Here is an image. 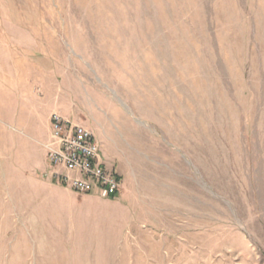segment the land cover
Returning <instances> with one entry per match:
<instances>
[{
  "label": "rangeland",
  "instance_id": "1",
  "mask_svg": "<svg viewBox=\"0 0 264 264\" xmlns=\"http://www.w3.org/2000/svg\"><path fill=\"white\" fill-rule=\"evenodd\" d=\"M58 85L117 196L52 177ZM0 264H264V0H0Z\"/></svg>",
  "mask_w": 264,
  "mask_h": 264
},
{
  "label": "built area",
  "instance_id": "2",
  "mask_svg": "<svg viewBox=\"0 0 264 264\" xmlns=\"http://www.w3.org/2000/svg\"><path fill=\"white\" fill-rule=\"evenodd\" d=\"M50 123L51 136L45 148L52 177L79 194L105 199L117 196L121 177L107 167L94 132L60 113H53Z\"/></svg>",
  "mask_w": 264,
  "mask_h": 264
},
{
  "label": "crops",
  "instance_id": "3",
  "mask_svg": "<svg viewBox=\"0 0 264 264\" xmlns=\"http://www.w3.org/2000/svg\"><path fill=\"white\" fill-rule=\"evenodd\" d=\"M61 87V85H60ZM59 85L57 87H55V89H59L60 88ZM32 90V88H31ZM33 91V90H32ZM60 92L58 93L57 95V99L53 101L54 103V108L53 110L49 113V115L45 118L46 120V123H47V127H48V139L47 141L50 139V136H51V123H50V117L53 113H60L61 115H63L64 117L68 118V119H71L75 122H78L84 126H86L87 128L91 129L93 132V127L91 126V124L89 123H85L83 121V117H82V114H88V111L86 110V108L88 109L87 105L83 104L82 105H77L75 101H72V100H69L68 98V94H65V97H66V103H65V106H59V101L61 100V97H62V92H63V89L62 87L60 88L59 90ZM51 103L52 101H47L44 102L42 101L40 103V105H38L37 107L36 106H33L32 104L29 105V108L31 109V112L32 113H37L38 110L43 106H45L46 104L48 103ZM68 111H70V115L69 113H67ZM47 141H44V142H41L40 144L45 148V144L47 143ZM46 150V148H45Z\"/></svg>",
  "mask_w": 264,
  "mask_h": 264
}]
</instances>
